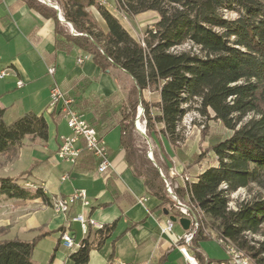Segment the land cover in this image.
I'll return each mask as SVG.
<instances>
[{
    "label": "trees",
    "instance_id": "1",
    "mask_svg": "<svg viewBox=\"0 0 264 264\" xmlns=\"http://www.w3.org/2000/svg\"><path fill=\"white\" fill-rule=\"evenodd\" d=\"M20 1L53 21L57 47L70 53L84 52L100 71L118 69L130 78L125 95L116 92L105 98L87 92L92 80L85 77L75 80L68 92L62 91L71 100V108L83 115L101 138L119 129L126 163L142 178L147 193L160 202V216L166 217V210L168 216L182 218L170 208L157 170L149 162L147 167H136L131 135L138 104L143 108L140 117L147 136L157 140L166 157L165 144L176 148L181 140L178 124L190 103L197 105L195 110L201 115L212 112L213 118L230 131L228 138L210 146L214 164L193 180L183 181L174 192L211 223L216 238L228 239L256 264H264V240L250 238L264 234V196L243 200L235 209L228 206L229 196L239 189L253 185L264 188V0H113L117 11L126 17L156 14L140 40L99 0H56L64 22L54 8L36 0ZM92 7L104 22L105 31L89 10ZM225 12L234 13L235 18H226ZM185 44L194 51H176ZM146 92L157 93L159 100L146 99ZM3 115L0 108V155L8 160L16 156L26 137L47 141L48 124L43 116L26 113L8 124ZM203 158L200 155L197 162ZM164 170L168 173L169 166ZM26 174L0 177V199L42 198L48 203L40 188L32 192L18 184ZM113 227L95 228L96 241L90 243L88 235L69 255L72 263L87 264L90 251L103 245ZM47 234L39 232L30 241H0V264H34L33 250ZM208 238L201 226L192 243ZM196 257L202 261L199 253Z\"/></svg>",
    "mask_w": 264,
    "mask_h": 264
},
{
    "label": "crops",
    "instance_id": "2",
    "mask_svg": "<svg viewBox=\"0 0 264 264\" xmlns=\"http://www.w3.org/2000/svg\"><path fill=\"white\" fill-rule=\"evenodd\" d=\"M89 10H94L100 18L95 8ZM144 14L136 17L140 20ZM152 14L156 18V14ZM94 18L98 22V18ZM51 67L54 68L52 75L48 74ZM1 71L6 73L0 79V108L4 110V121L9 124L26 113L43 116L48 124V139L44 142L26 137L12 160L0 155V177L28 173L18 184L33 186L26 188L32 192L40 188L49 202L42 198H1L0 229L4 231L0 233V241L14 238L30 241L39 232H47L33 250V263L73 264L69 255L77 248L71 250L64 246L60 229L63 227L76 243H81L88 235L90 243L96 241L94 226L86 236L80 224L71 221L81 214L95 223L114 225L103 245L90 251L87 264H188L175 244L176 237L182 236L185 230L180 225L174 230L173 225L170 233L160 232L157 221L169 216L159 215L160 202L147 193L142 178L135 176L127 165L125 152L119 145L118 128L103 137L112 163L105 175L97 173L96 160L87 152L81 154L75 166L56 156L60 137L69 136L70 130L60 115L47 111L50 87L57 84L68 92L75 80L85 77L92 80L87 92L107 98L116 92L122 93L119 76H128L118 69L102 72L88 54L78 50L70 53L57 47L53 21L20 0H0ZM19 81L20 87L17 86ZM153 95L158 101L157 93L147 92L148 97ZM78 189L85 190L90 205L76 204L67 215L54 213L52 202ZM202 241L193 242L187 248L190 257L200 264L206 259L222 261L226 258L225 251L223 256H212L202 247ZM196 253L202 261L197 259Z\"/></svg>",
    "mask_w": 264,
    "mask_h": 264
},
{
    "label": "rangeland",
    "instance_id": "3",
    "mask_svg": "<svg viewBox=\"0 0 264 264\" xmlns=\"http://www.w3.org/2000/svg\"><path fill=\"white\" fill-rule=\"evenodd\" d=\"M36 1L48 8H53L50 5H56V7H58L55 2L56 0ZM106 2V8L118 19L121 25L134 38L139 40L142 37L143 29L148 25H152L157 18H155L154 14L152 13H145L140 18V20H138L137 17H126L122 12L117 11L116 5L113 0H106ZM90 11L93 16L98 18L99 27L102 30H105V25L103 21L98 16H96V12L94 10ZM224 16L229 19L235 18L234 13L225 12ZM188 50H193L190 44H185L182 47L176 49L177 52ZM119 80L121 92L123 95H125L127 94L130 87V78L120 75ZM145 97H150L147 96V92L145 93ZM155 97L156 95H153L152 97H150V100L155 102ZM196 106L197 105L195 103H190L188 106H185L189 108H186L187 111L178 124V132L181 140L176 148H172L171 146H168V144H165L167 157L162 154V152L158 148V144L156 142L157 140L155 141L154 138H150L147 136L144 122L141 117L138 118V113L140 111L141 114L143 108L139 104L136 108V114L132 121L131 135L134 153L133 159L138 169H140V166L142 165H146L147 167L146 163L149 162L157 170L159 177L163 180L166 192V188L168 187L170 191L175 194L174 190L176 189V187L181 186L183 184V181L193 180L195 175L202 169L212 165L215 159L213 153L210 151V146L230 136V131L227 130L220 121L213 118L212 112L209 111L207 115H201L195 110ZM138 123L140 124L139 127ZM200 155H203L204 158L202 161L197 162V158ZM166 165L169 166L168 173H166V171L164 170V167H166ZM259 195L264 196V188L253 185L249 189H239L229 196L228 206L230 209H235L237 203L243 200H249L251 197ZM168 196L171 201L170 208L173 211H177V209L175 208L174 200L169 194ZM178 199L183 204H189L186 199ZM193 210L196 214H198L200 224L205 233L210 238L201 242L202 247L214 257L223 256L224 250L222 246H220L216 241L215 230L212 229L211 223L207 219H205L201 213L197 212L195 209ZM173 225L174 230H176L178 229L180 224L178 221H176L175 223H173ZM3 231L4 229H0V233ZM250 238L255 241H262L264 240V234L250 236Z\"/></svg>",
    "mask_w": 264,
    "mask_h": 264
},
{
    "label": "built area",
    "instance_id": "4",
    "mask_svg": "<svg viewBox=\"0 0 264 264\" xmlns=\"http://www.w3.org/2000/svg\"><path fill=\"white\" fill-rule=\"evenodd\" d=\"M99 1L102 4H105L104 0ZM50 6L60 12L56 5ZM78 62H81V60L79 59ZM53 73L54 68H49L48 74L52 75ZM5 75V71H1L0 79H2ZM21 85L22 83L20 81L17 82L18 87ZM70 104L71 100L65 97L62 89L57 84H53L49 90L47 111L51 114L60 115L65 120L67 128L70 130L69 136L60 137V145L56 151V156L60 161L68 163L71 166H75L81 153L86 151L96 160L97 173L100 175L107 174L112 168V163L109 160L108 148L104 139L101 138L97 134L96 130L85 121L83 115L71 108ZM64 178L65 177H63V179ZM24 186L25 188L33 187L29 184H25ZM166 189L168 194L174 200L177 211L183 218L190 221L188 230H186L182 236L176 237V247L183 254L184 259L188 264H200L187 253V248L191 245L192 240L201 227L198 214H196L193 209L199 213L200 211L191 203L183 204L168 187ZM76 204H79L81 207H88L90 205L85 190L78 189L65 198H57L52 202L51 207L54 213L67 215L70 208ZM71 221L79 223L84 234L87 232L88 225L94 226L95 228H102L103 226L86 219L81 214L72 217ZM157 223L162 234L170 233L173 228V222L169 218H166L163 221L158 220ZM60 239L64 246L71 250L79 248L82 244L76 243L73 236H71L67 231L60 233ZM216 241L225 251L226 258L222 261H209L206 259L203 264H256L243 250L239 249L228 239L219 237L216 238Z\"/></svg>",
    "mask_w": 264,
    "mask_h": 264
},
{
    "label": "water",
    "instance_id": "5",
    "mask_svg": "<svg viewBox=\"0 0 264 264\" xmlns=\"http://www.w3.org/2000/svg\"><path fill=\"white\" fill-rule=\"evenodd\" d=\"M57 16H58V19L61 21V22H64V20L61 18V16H60V12H57ZM70 27H71V25L70 24H68ZM72 28V27H71ZM140 117V114L138 115V118ZM163 213H164V215H166V216H168L169 214H168V211H166V210H163ZM169 219L173 222V223H175L176 221H177V218H175V217H173V216H169ZM178 222H179V224H180V226L186 231V230H188V228H189V225H190V221L188 220V219H186V218H180V219H178Z\"/></svg>",
    "mask_w": 264,
    "mask_h": 264
},
{
    "label": "bare ground",
    "instance_id": "6",
    "mask_svg": "<svg viewBox=\"0 0 264 264\" xmlns=\"http://www.w3.org/2000/svg\"><path fill=\"white\" fill-rule=\"evenodd\" d=\"M138 114H140V111H139V113ZM141 115V114H140ZM140 126V124L138 123V127Z\"/></svg>",
    "mask_w": 264,
    "mask_h": 264
}]
</instances>
